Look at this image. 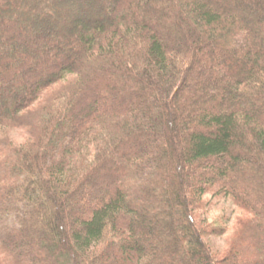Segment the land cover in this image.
<instances>
[{
	"label": "trees",
	"instance_id": "trees-1",
	"mask_svg": "<svg viewBox=\"0 0 264 264\" xmlns=\"http://www.w3.org/2000/svg\"><path fill=\"white\" fill-rule=\"evenodd\" d=\"M0 264H264V0H0Z\"/></svg>",
	"mask_w": 264,
	"mask_h": 264
},
{
	"label": "rangeland",
	"instance_id": "rangeland-1",
	"mask_svg": "<svg viewBox=\"0 0 264 264\" xmlns=\"http://www.w3.org/2000/svg\"><path fill=\"white\" fill-rule=\"evenodd\" d=\"M78 4L79 3L77 2V5ZM84 11L86 10L84 9ZM79 13L80 12L77 14ZM9 134L13 138L18 136L17 130L14 129H12ZM203 196L208 202L205 203L204 207H201L199 210L200 217L204 218L206 224L212 228V231L204 233L203 240L207 243L208 247L213 253L220 254L227 246V240L234 227L235 218L240 216L242 212L231 203L227 196H214L210 195L209 193H205Z\"/></svg>",
	"mask_w": 264,
	"mask_h": 264
}]
</instances>
